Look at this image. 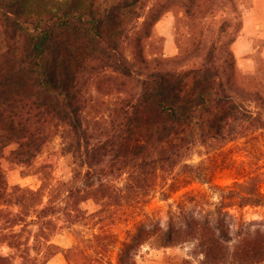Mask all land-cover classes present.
Returning a JSON list of instances; mask_svg holds the SVG:
<instances>
[{
  "label": "trees",
  "instance_id": "1",
  "mask_svg": "<svg viewBox=\"0 0 264 264\" xmlns=\"http://www.w3.org/2000/svg\"><path fill=\"white\" fill-rule=\"evenodd\" d=\"M143 1L0 0V160L7 148L14 147L7 157L9 162L30 167L43 150L46 137L41 128L47 125L51 136L63 140V155L76 161V154L86 142L83 118L89 102L84 92L92 72L100 70L138 79L139 90L133 96L124 94L96 106L95 113L104 112L102 115L119 135L115 160L108 169H88L81 175L87 187L115 172L127 173L130 181L136 174L141 176L146 166L171 170L197 147L221 138L235 118H250V124L264 132V101L258 95L245 96L246 82L237 74L231 50L242 26L237 0H166L147 12ZM166 12L175 14L179 51L167 62L173 64L168 67L158 57L147 59L143 45L145 40L154 39L153 27ZM141 18L143 34L139 36L138 30L128 26ZM124 42L132 46L135 59L144 68L128 59L122 49ZM92 65L91 75H87ZM237 93L243 95L241 100ZM248 100L257 101L263 110H247L240 101ZM181 169L208 184L200 165L182 162ZM14 190L22 194L20 200L40 194V190L19 187L10 193L0 167V204L12 208L6 213L1 210L0 219L13 215L10 229L23 221L18 211L13 212L22 207L21 201L12 202ZM231 199L245 205L262 204L261 197L228 191L215 210L204 216L185 218L179 225L170 218L165 227L159 223L141 224L135 232H127L117 264H137L136 251L152 237L163 248L197 243L203 264H223L227 260L233 264L241 253L260 254L247 241L227 249L232 238L224 201ZM55 212L53 206H47L35 215L40 220ZM106 238L104 233H95L88 240L89 244L99 245L92 247L99 257L96 263L108 253L102 243ZM49 249L56 250L51 257L63 254L67 264L85 255L79 247L61 250L49 244ZM12 260L0 256V264H12Z\"/></svg>",
  "mask_w": 264,
  "mask_h": 264
},
{
  "label": "rangeland",
  "instance_id": "2",
  "mask_svg": "<svg viewBox=\"0 0 264 264\" xmlns=\"http://www.w3.org/2000/svg\"><path fill=\"white\" fill-rule=\"evenodd\" d=\"M165 1L144 0L142 6L147 12L153 6L159 8ZM237 5L242 14V26L231 46L237 74L246 82L245 96L255 98L258 95L264 101V0H237ZM143 20L131 21L128 28L138 30L139 36L142 35ZM174 26V12H166L153 27L154 39L143 42L147 59L158 57L163 66L173 65L167 62L179 52ZM122 49L137 67H145L135 59L128 42L123 43ZM94 66L87 75H91ZM88 84L84 99L89 102V108L83 118L86 142L76 154V161L63 155V140L51 136L47 125L41 128L46 137L43 150L30 167L9 162L7 157L14 147L5 150L0 167L9 192L19 187L40 190V194L26 195L20 200L22 194L14 190L12 202L21 201L22 207L13 212L18 211L23 221L10 229L8 226L14 216L6 214L0 219V256L12 257V264H49L57 257L60 264H67L61 253L51 257L56 250L49 249V244H54L61 250L83 249L85 255L77 257L76 261L72 259L70 264H117L122 244L127 241V232H135L141 224L159 223L165 227L170 218L179 225L185 218L204 216L215 210L221 196L233 191L262 200L261 205H245L238 199L224 201L227 206L224 210L230 216L227 221L232 238L227 249L247 241L261 251L260 254L257 251L241 253L237 263L233 264H264V132L251 125L250 118H235L226 126L221 138L197 147L171 170L157 171L146 166L141 176L136 174L130 181L127 173L115 172L87 187L81 175L88 169L97 172L108 169L115 160L119 135L117 128L102 115L104 112L98 115L94 110L102 102H113L124 94H137L139 81L118 77L110 70H100L92 72ZM237 94L241 100L243 95ZM240 102L253 113L263 110L257 101ZM182 162L200 165L208 184L184 173ZM77 189L79 193H76ZM71 191L75 192L72 197ZM47 206H53L56 212L38 220L35 212ZM1 210L6 213L12 208L0 204ZM95 233L107 236L102 243L107 246L108 253L100 257L99 263L95 262L99 257L92 249L99 245L88 243ZM196 244L183 242L163 248L152 237L136 251L135 262L145 249L151 248L165 252L173 264H203V256L196 250ZM91 260L93 263H89ZM223 262L230 264V260Z\"/></svg>",
  "mask_w": 264,
  "mask_h": 264
},
{
  "label": "crops",
  "instance_id": "3",
  "mask_svg": "<svg viewBox=\"0 0 264 264\" xmlns=\"http://www.w3.org/2000/svg\"><path fill=\"white\" fill-rule=\"evenodd\" d=\"M166 255L167 254L165 252L147 248L144 250L143 255L138 258L137 264H173ZM56 261L59 262L57 264H60L58 257L51 259L49 264H55Z\"/></svg>",
  "mask_w": 264,
  "mask_h": 264
}]
</instances>
